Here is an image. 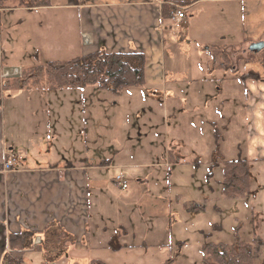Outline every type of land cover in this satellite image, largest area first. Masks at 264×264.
<instances>
[{"label": "crops", "instance_id": "obj_1", "mask_svg": "<svg viewBox=\"0 0 264 264\" xmlns=\"http://www.w3.org/2000/svg\"><path fill=\"white\" fill-rule=\"evenodd\" d=\"M74 1L64 0L59 6L67 17L66 34L58 30L53 37L60 42L59 51L66 53L73 49L74 53L69 51L70 58L103 49L140 52L145 59V84L115 95H98L90 106L83 93L71 96L74 91L85 90L86 86L24 88L2 97L0 261L9 251V235L21 231L34 232L33 245L25 252L23 264H110L133 260L127 254L136 245L128 244L127 240L130 236L134 238L135 233L129 230L122 206L126 209L128 200L135 199V192L128 190L122 174L131 172L138 163L124 144L115 152H109L108 147L118 145L123 137L119 128L113 130L117 129L116 119L113 129H105L104 124L94 128L90 120H97L93 118L95 115L104 117L111 102L117 104L119 100L124 103L132 99L133 104L140 103L138 91L146 89L148 95L162 93L165 101L174 94L172 106L180 117L176 135L182 146H196L203 141L202 124L211 129L220 123V128L226 132L234 130L230 133L235 151L232 156H223L224 159L240 155L249 162L250 170L264 166V67L260 62L264 50L252 53L254 58L247 55L253 42H264V0H241L242 23L235 29L232 27L235 39L225 33L213 40H195L199 44L195 52L198 59L193 64L190 62L183 73L175 68L173 71L172 66L169 70L167 63L171 60L173 64L178 56L172 28L173 31L180 26L188 29L189 24L184 21L177 27L169 18H163L162 1ZM194 4L185 7L192 8ZM56 7L33 10L54 11ZM181 36L182 41L189 42L187 33ZM40 50V46H35L31 53L42 56ZM46 50H50L47 45L43 48L44 52ZM228 52H233L230 58ZM52 58L59 59L47 60L70 59ZM1 66L0 81L18 76L22 70L21 65L14 63ZM250 74L256 76L241 79ZM169 84H172L170 89ZM106 97L112 100L107 102ZM236 104L241 105L238 122L233 121ZM167 105L171 106L166 102V108ZM201 112L211 115L215 120L213 126L210 118L206 123L196 124ZM169 130L163 132L167 139ZM206 137L208 143L216 139L212 133ZM119 153L123 154L120 158ZM9 154L18 160L10 169H4ZM113 166L119 169V174L107 177L108 169ZM117 176L123 177L127 188L115 182ZM110 184L118 187L121 194L113 195ZM116 196L120 200L116 201ZM134 217L138 221V214ZM115 232L120 234L117 242ZM118 244L121 247L115 248Z\"/></svg>", "mask_w": 264, "mask_h": 264}, {"label": "rangeland", "instance_id": "obj_2", "mask_svg": "<svg viewBox=\"0 0 264 264\" xmlns=\"http://www.w3.org/2000/svg\"><path fill=\"white\" fill-rule=\"evenodd\" d=\"M160 1L172 7L171 11L185 8L173 1ZM63 2L64 0H51L50 5L57 6L54 11L14 8L17 5L15 0L0 3V72L2 64H19L24 69L46 61H54L47 59H59L52 57L66 59L72 57L71 53L75 52L73 49L69 50L71 53L69 51L62 53L59 51L62 48L58 45L60 42L53 40L59 33L58 30L64 34L67 31V17L64 10H61L62 7H59ZM242 3L241 0H201L192 8H188L186 10L188 19L185 21L189 28L180 26L174 31L172 28L178 56L173 64L171 60L168 61L169 70L172 66L173 71L175 68L182 73L185 72L189 63L193 64L198 59L195 52L196 48H199L200 39L213 40L225 33L230 34L232 40L235 39L232 27L235 29L242 23L240 22ZM185 33L189 36L190 45L187 40L182 41L181 35ZM46 45L50 50L44 52L43 48L45 49ZM35 46H40L42 56L31 53ZM232 53L228 52L227 57L230 58ZM247 55L250 58L255 57L251 56L252 53L249 51ZM168 58L171 59L169 55ZM19 72L17 70V73ZM4 79L8 78L1 79L0 86ZM45 80L44 77L31 88H44ZM170 87L172 84L167 86L169 89ZM15 90L18 89L3 92L2 97ZM145 91L146 89L138 91L140 103L133 104L130 102L132 99L124 103L120 100L117 104L111 102L110 106L106 107L107 113L104 117L98 118L95 115L93 118L97 120H90L94 128L104 124L105 129L110 127L113 129L112 123L116 119L117 129L113 130L118 131L119 128L123 132V137L119 139L121 142L118 145H111L108 150L115 152L120 144H124L133 152L131 158L138 163L131 172L122 174L128 190L135 192V199L131 202L128 200L126 209L122 206L123 217L129 223V230L135 233L134 238L130 236L127 240L128 244L136 245L127 254L133 260L109 263L203 264L204 244L227 245L239 241L254 244V238L258 236L262 244L259 248L260 253L253 263L264 264V166L259 165L250 170L251 186L246 195L228 197L223 193L221 183L225 172L223 165H213L212 159L215 155L216 158L223 159L225 156L226 158L232 156L235 149L232 147L233 139L230 132L234 130L226 132L223 127L220 128V123V126H213L215 120L210 118L211 115L201 112L199 117H196V124L206 123V119L210 118L213 128H207L202 124L203 141L196 146H182L176 135L180 117L177 116L176 107L172 106V103H175L174 94L171 92L169 99L165 101L162 93L148 95ZM74 92L71 96H82V93L87 96L88 104L98 95H115L94 84L86 86L85 90L82 88ZM106 98L107 102H110L111 98ZM166 102L171 106L167 105L166 108ZM76 108L79 110L78 105ZM240 111L241 105L236 104L233 109L234 122L239 121L242 115ZM89 115L91 116V113ZM228 124L231 126L229 121ZM168 128L169 142L163 134ZM207 129L209 132H206ZM210 133L216 139H210L208 143L206 135ZM120 156L123 154L119 153L118 157ZM118 172L119 169L113 166L108 169L107 177H113L119 174ZM110 188L113 195L121 194L115 185L110 184ZM118 200L120 199L116 196V201ZM136 214L138 221L134 217Z\"/></svg>", "mask_w": 264, "mask_h": 264}, {"label": "trees", "instance_id": "obj_3", "mask_svg": "<svg viewBox=\"0 0 264 264\" xmlns=\"http://www.w3.org/2000/svg\"><path fill=\"white\" fill-rule=\"evenodd\" d=\"M9 0H0L3 3ZM16 7H25L28 10L50 6L51 0H15ZM75 2L74 0H71ZM183 6H190L199 0H169ZM70 2V1H69ZM172 7L163 3L161 13L163 18H170ZM264 67V57L261 59ZM144 55L140 52H108L97 50L89 54H83L69 60L46 61L35 66L24 67L19 76L4 79L0 86V103L2 93L13 89L24 90L40 83L45 77L43 87H76L82 88L89 85H97L114 94L130 87H140L144 82ZM256 75H243L241 79L255 77ZM215 155V154H214ZM221 158V159H220ZM213 165H223L224 177L222 180L223 193L230 198L246 195L250 189L251 171L247 160L240 155L235 159H223L215 157ZM255 228V227H254ZM114 241L120 234L115 232ZM34 232L21 231L9 235V251L0 264H23V256L30 250L34 242ZM254 244L238 242L234 244L206 243L203 247V264H254L258 257L262 241L258 236L254 238ZM121 247L119 244L115 248ZM211 258V260L209 259Z\"/></svg>", "mask_w": 264, "mask_h": 264}, {"label": "built area", "instance_id": "obj_4", "mask_svg": "<svg viewBox=\"0 0 264 264\" xmlns=\"http://www.w3.org/2000/svg\"><path fill=\"white\" fill-rule=\"evenodd\" d=\"M187 12H185V8H180L178 10H173L171 21L173 24H175L177 27L182 25L183 22L186 20ZM17 157L13 156L12 154H9L7 156V159L5 160V163L3 165L4 169H10L17 161ZM115 181L123 188H127L125 182H123L122 176H117L115 178Z\"/></svg>", "mask_w": 264, "mask_h": 264}, {"label": "water", "instance_id": "obj_5", "mask_svg": "<svg viewBox=\"0 0 264 264\" xmlns=\"http://www.w3.org/2000/svg\"><path fill=\"white\" fill-rule=\"evenodd\" d=\"M262 50H264V42L263 41L253 42L248 47V51L251 52V53H259Z\"/></svg>", "mask_w": 264, "mask_h": 264}]
</instances>
